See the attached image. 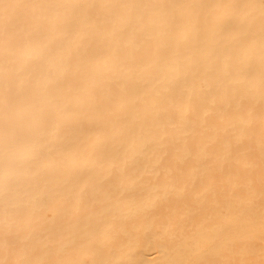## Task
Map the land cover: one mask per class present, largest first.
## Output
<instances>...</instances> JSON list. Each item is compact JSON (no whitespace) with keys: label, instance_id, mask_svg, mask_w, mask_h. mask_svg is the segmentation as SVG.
Here are the masks:
<instances>
[{"label":"bare ground","instance_id":"bare-ground-1","mask_svg":"<svg viewBox=\"0 0 264 264\" xmlns=\"http://www.w3.org/2000/svg\"><path fill=\"white\" fill-rule=\"evenodd\" d=\"M0 264H264V0H0Z\"/></svg>","mask_w":264,"mask_h":264}]
</instances>
